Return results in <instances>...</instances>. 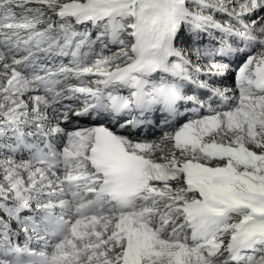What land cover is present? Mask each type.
Returning <instances> with one entry per match:
<instances>
[{
  "label": "snow or ice",
  "instance_id": "snow-or-ice-1",
  "mask_svg": "<svg viewBox=\"0 0 264 264\" xmlns=\"http://www.w3.org/2000/svg\"><path fill=\"white\" fill-rule=\"evenodd\" d=\"M0 264H264V0H0Z\"/></svg>",
  "mask_w": 264,
  "mask_h": 264
},
{
  "label": "bare ground",
  "instance_id": "bare-ground-1",
  "mask_svg": "<svg viewBox=\"0 0 264 264\" xmlns=\"http://www.w3.org/2000/svg\"><path fill=\"white\" fill-rule=\"evenodd\" d=\"M232 78H233V77H232ZM232 78H231V80L229 79V81H228V82H229V84H232V85L234 86V82H235V81H234V79H232ZM156 115H157V117H158V118H160V117H161V115H160L159 113H156ZM160 135H161V133H160V134H157V135H155V136H154V137H152V138H150V137H149V138H150V139L158 138ZM33 247H35V245H33Z\"/></svg>",
  "mask_w": 264,
  "mask_h": 264
},
{
  "label": "rangeland",
  "instance_id": "rangeland-1",
  "mask_svg": "<svg viewBox=\"0 0 264 264\" xmlns=\"http://www.w3.org/2000/svg\"><path fill=\"white\" fill-rule=\"evenodd\" d=\"M230 77H232V76H230ZM229 79L231 80V78H229ZM157 133L160 134L161 130L155 129L153 132H150V133H147V134H149L150 137H154V135L157 134Z\"/></svg>",
  "mask_w": 264,
  "mask_h": 264
}]
</instances>
